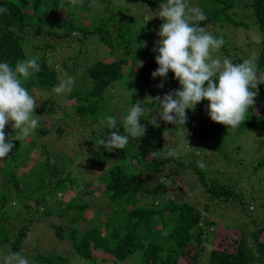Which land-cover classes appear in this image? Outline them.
<instances>
[{"label":"trees","instance_id":"trees-1","mask_svg":"<svg viewBox=\"0 0 264 264\" xmlns=\"http://www.w3.org/2000/svg\"><path fill=\"white\" fill-rule=\"evenodd\" d=\"M91 1L93 0H83V6L89 5ZM112 2V0H107L103 3L105 5L107 3L106 10L111 12L106 19L105 16L99 17L96 25L94 22L85 23L75 19L71 23L66 21L62 25V28L66 30L64 33H57L54 32L55 27L51 23L54 19L53 14L60 13L59 6L62 3L65 4V7H69L67 0H0V7H7L10 13H0V62L6 61L14 67L19 60L38 58L41 71L34 74L23 85L34 99L37 91L50 90L58 84V75L55 66L52 65L53 62L50 63L51 59L48 58V54L50 51L54 53L61 50L62 46L72 44V32L75 31L82 35V39H76V43L80 45L79 50L89 48L85 43L87 41L90 47H94L93 49L96 51L93 53L94 55L119 56L118 59L114 58L109 62L97 60L90 64L83 62V65L76 62L77 60L73 62L75 70L80 67L83 70L85 68L87 83L84 84L81 92L72 90L65 97L66 103L75 115V120L70 119V114L59 118V121H65L62 118H66V122H70L72 127L80 123L88 128L99 126L104 130V138L111 130L103 121L108 116L116 115L113 106L108 105L109 100L105 98V95L114 89L116 84H120L122 90L130 92L141 88L140 82L142 84L144 82L143 85L147 87L154 82L159 84L162 80L161 77L153 78L151 76V73L158 67L155 62L157 53L149 60L148 71L143 73L142 69L136 67L135 61L141 54L142 47L141 45L135 47V45L147 41L149 24L143 23L136 17L138 7L135 3L132 4L134 11H131L128 9L131 4L126 1L123 5L118 6L112 5ZM145 2L149 10L153 11L159 9L167 0H145ZM187 2L190 0H186ZM216 3L225 5L213 13L207 14V19L199 22L207 32L215 31L218 24H234L230 17L234 4L220 0H216ZM245 3L252 18L256 21L259 35L264 36V0H247L244 1V5ZM77 8L74 7L75 11ZM45 18L49 22H46ZM58 24L56 29L60 31L61 24L60 22ZM246 37L251 38L248 35ZM31 38L41 40L40 45L34 47L35 53L37 50H41L39 55H26L25 45L30 47L28 40ZM44 38L49 40L46 41ZM96 40L105 48L104 51H98ZM255 42L258 44L256 40ZM227 45L223 44L220 48L221 61L228 58L233 63H242L245 59L228 54ZM74 52L77 54L75 57L77 59L80 51L76 52L75 50ZM256 57L257 73L264 77V40L259 42ZM132 68L135 70L133 71ZM179 87V81L174 79V74L169 71L163 88L157 89L163 96L171 90H178ZM257 88L259 95L255 98L254 105L247 110L245 121L236 129L211 121L207 107L209 101L202 100L206 121L196 123L193 118L187 116L189 125L186 123L185 127L190 135L186 138L182 134L171 138L175 133L181 132L180 126L161 120L160 127H153L148 122V117L142 114L140 122L147 128L146 134L142 137L144 143L130 140L123 150H114L113 152H106L101 145L98 146L92 166L104 167L101 170L99 190L111 203L108 213V209L104 208L107 218L103 221L94 213V220L91 222L89 230L81 234L77 224L83 219L86 206L82 202H68L57 210V215L65 217L69 211H72L74 215L68 218L69 226L51 225L57 239L67 238L72 241L74 253L85 260L94 261L96 259L94 251L101 250L103 252L102 261L105 264H264V217L255 218L252 216L249 207L253 205L254 197L252 195L246 197L242 190L238 189L237 184H222L218 179L206 176L205 168L196 163L192 151H190L196 148L200 149L202 146L205 150L213 148L222 154L223 148L220 143L223 139L235 138L239 135L246 136L257 130H264V83L258 84ZM110 96L117 100L116 95L110 94ZM72 100L76 102L74 103ZM35 101L38 106L39 100ZM128 103L134 105V102ZM144 105L151 110H158L157 106L149 101ZM116 107H118L117 104L114 105V108ZM253 109H259L260 113L253 114ZM54 122H58V120H47L48 127L39 124L33 132L37 137L52 135L51 130L55 126ZM116 124L121 134L128 135L124 131V121H116ZM115 130L113 129V131ZM5 132L7 133L6 140H12L14 147L6 157L0 159V171L5 174L7 181L13 184L15 191L26 194L23 191L26 182L31 185L36 176L40 175L44 178L49 176L48 173L56 170V165L51 163L50 157L47 156L41 172H39L41 166L37 165L32 174L29 170L27 173H23L20 185L16 169L19 166L29 165V152H25L23 149L33 142L27 138L16 141L15 137L19 130ZM169 149H176L178 154L189 153L187 156L190 159L185 161L177 157L153 158L151 155L152 151L160 150L166 153ZM240 150V147L235 148L237 153ZM23 151L25 158L22 160ZM243 158L245 157L243 156ZM168 164L175 165L174 173L176 175L180 171H193L199 181L204 199H207L203 211L189 202H180L174 197H168L175 187L174 182L170 181L169 185L166 182L170 179L169 174L162 175L166 181L158 182L156 186L152 185L151 182L159 177ZM258 164L260 167L255 168L254 171L262 168L264 161H258ZM213 174L214 172L211 170L210 175ZM47 180L48 182L52 180L51 175ZM70 182L74 181L70 180ZM49 183L56 192L66 190L64 180ZM20 194L16 197H19ZM164 198L165 201H162L161 199ZM145 199L148 202L144 206H137ZM160 200L162 202L159 203ZM218 202L237 205L247 216L245 224L236 235L229 234L228 229L220 228L216 233L211 234L205 230V227L209 228L210 222L203 215L214 211ZM8 203V195L0 191V251H6V246L10 245L11 252L9 253L19 252L34 222L30 221L28 224L20 226L15 238L11 241L8 236L11 228L3 222L5 217L8 218L5 214ZM26 207H29V204ZM218 231H225L222 234V239H219ZM36 262L37 264H70L69 259L58 255L50 257L41 255L37 257Z\"/></svg>","mask_w":264,"mask_h":264},{"label":"rangeland","instance_id":"rangeland-1","mask_svg":"<svg viewBox=\"0 0 264 264\" xmlns=\"http://www.w3.org/2000/svg\"><path fill=\"white\" fill-rule=\"evenodd\" d=\"M107 0H93L89 5L82 6V10L78 7L75 11L74 7H64L61 9L60 13L53 14V20L51 21L53 27H55L54 32L64 33L66 30L62 28V25L67 22H73L75 19L81 20V22H94L96 25L99 21V17L105 16L108 18L111 11L106 10V5L103 4ZM112 5L118 6L123 5L126 1L131 5L128 9L134 11L132 4L138 7L136 11V17L141 19L143 23L149 24L147 32L149 37L147 41L138 43L135 47L141 45V54L137 56L136 63L137 69H142L145 73L149 69V60L155 56L153 48L156 47V41L159 39L157 32L160 29V25L163 21L157 17L158 8L150 11L145 0H112ZM226 3H233L232 7L233 13L230 14L231 20L234 24H218L217 28L208 33L214 37L223 38L224 44H228V54L231 56L240 57L242 59H248L252 56H256L258 45L255 42V37L259 34L257 29V24L254 18H252L251 13L247 9V0H220ZM189 7L198 6L202 9L205 15L213 13L218 10L222 5L211 0H190L187 2ZM87 8V9H86ZM110 9L111 6H109ZM85 12L83 13V11ZM138 12V13H137ZM83 13V14H82ZM46 22H49L45 18ZM60 22L61 28L58 31L56 28ZM237 24V25H236ZM221 25V26H220ZM248 28L247 30L244 28ZM257 32V33H256ZM251 37L248 39V37ZM71 38L73 43L70 45L62 46L61 50L56 52L50 51L48 58L51 59L50 63L54 65L57 75L58 84L59 82L66 78L72 77L75 80L73 91L81 92L84 84L87 83L85 78V68L75 70L73 67V62L76 61L83 65V62L90 64L97 60L111 61L112 59H118L119 56H112L109 54H93L96 51L93 46H89L86 41L88 49L79 50L80 45L76 43V39H82L80 33L72 32ZM94 38V37H92ZM48 41V38H44ZM30 47L25 45V52L27 56L39 55L41 50H37L35 53L34 47L40 45V39L31 38L28 40ZM27 44V43H26ZM98 51H104L105 48L101 46L97 40L95 41ZM76 48V49H75ZM233 49V50H232ZM80 51L79 57L76 59L77 54L74 52ZM86 52V53H85ZM107 52V51H105ZM221 49L213 52L212 58L221 57ZM85 53V54H83ZM139 61H143V66H139ZM59 65V69L57 68ZM134 71L135 68H132ZM259 76V74L257 73ZM259 80H264L263 76L258 77ZM152 81L151 79H149ZM89 81V80H88ZM57 84V85H58ZM141 88H136V91H125L120 88V84H116L114 89H111L105 98L109 100L108 105L113 106V111L116 115L114 116L116 121H124V116L128 114L131 108L138 102H142V107L144 108L143 114L148 118L154 115L155 110L149 109L145 102L148 101L147 97H154L157 95H162L161 91L157 89L153 84L147 85L140 82ZM180 88V87H179ZM178 88V89H179ZM45 90V91H44ZM42 91H37L35 93V100H39L38 108L35 109L37 116L34 118L38 119L39 124L48 127L47 120L55 121V126L51 130L52 135H47L44 137H37L35 132L27 137L28 140L32 141L30 144L24 148L25 152H29V165L19 166L16 169V174L18 176V182L22 184V174L27 173L28 170L31 172L35 170V167L39 165L40 171L49 156L51 163L56 165V170L48 173L51 175L52 180L49 182L54 183L59 180H64V185L66 190L64 192H56L55 189L48 182L47 177H35L29 184L26 182L24 184L23 191L26 194H20L17 190L15 191L13 184L9 183L5 174L0 171V191L6 193L9 197V203L6 206L5 214L8 216L4 218L3 222L6 226L11 228L9 233V238L11 241L15 238L20 226L28 224L33 221V227L28 233L27 238L23 241L21 250L18 252L21 256L27 258L29 264H37V257L43 256H62L70 260V264H105L102 261L103 252L101 250H95L94 254L96 259L94 261L85 260L74 253L73 242L67 238L62 240L57 239L55 232L51 225H64L69 226L68 218L73 216L74 213L69 211L65 217H60L57 215V210L64 207L68 202L79 203L82 202L86 206L83 219L77 224V228L80 233L83 234L90 228L91 222L94 220L93 216H99L101 220L107 218L104 208L108 209L111 203L99 190L100 186V176L101 170L104 168H98L97 165L92 166V163L98 152V141L105 137L104 130L99 126H94L93 128L85 127L84 125L77 124L72 127L70 122H66V118H62L65 121H59L61 116L70 114L71 120H75V115H73L72 109L68 106L65 101V97L68 93L57 95L52 89H44ZM110 94L117 96V100L111 97ZM119 96V97H118ZM85 99V98H84ZM72 102H76L72 100ZM128 102H134V105ZM118 107L114 108V105ZM72 112V115H71ZM187 116L193 118L194 122H205L206 116L202 107L201 102L195 105L194 110H186ZM252 113L257 115L259 109H253ZM9 122L5 126V131L16 132L11 127ZM189 125V123H187ZM181 132L175 133L171 136L178 137ZM132 141L133 140L130 138ZM138 142L144 143L142 138L138 139ZM221 146L223 148V153L221 154L217 150L210 148L205 150L202 146L200 149L196 148L192 151V155L197 164H204L205 175L209 178H216L222 184H237L238 189H241L244 195L247 197L252 195L255 199L253 205L249 207L252 216L255 218L264 217V166L258 171H254L255 168L260 167L258 161H264V130H257L252 134L239 135L235 138L223 139L221 141ZM34 145V146H33ZM241 148L240 152H235V148ZM22 152L21 159L25 158V152ZM189 152V150H187ZM186 152V151H185ZM189 153H180L177 158L181 160H188L190 157L187 156ZM230 155V156H229ZM229 156V157H228ZM243 156L245 158H243ZM228 157V158H227ZM1 162V160H0ZM3 163V162H2ZM1 163V166H2ZM30 166V167H28ZM175 165L168 164L166 169L162 171L155 180L151 183L156 186L158 182L166 181L165 177L162 175H170V179L166 181L168 185L170 181L174 182V189L169 193L168 197H174L180 202H189L195 205L200 211H203V207L206 203L204 199L203 192L201 190L198 179L191 170L180 171L177 175L174 173ZM211 170L214 174L210 175ZM212 174V173H211ZM33 176L31 175V178ZM70 180L74 181L73 183ZM28 193V195H27ZM20 194L19 197H16ZM165 201L164 199H161ZM159 201L162 202V201ZM148 202L147 199L139 202L137 206H144ZM36 203L37 205H35ZM29 204V207L26 205ZM156 205V204H155ZM210 222L209 228L205 227L207 233H216L220 228L223 230L228 229L229 234L236 233L245 224V217L247 216L243 213L242 209L237 207V205L225 202H218L215 205V210L203 215ZM92 227V225H91ZM231 230V231H230ZM220 238L222 239V234L225 231H218ZM224 239V238H223ZM210 245V243H208ZM6 251H0V264H4V257L8 255L10 251V245L6 246Z\"/></svg>","mask_w":264,"mask_h":264},{"label":"clouds","instance_id":"clouds-1","mask_svg":"<svg viewBox=\"0 0 264 264\" xmlns=\"http://www.w3.org/2000/svg\"><path fill=\"white\" fill-rule=\"evenodd\" d=\"M72 7H82L83 0H67ZM61 9L65 7L62 3ZM0 13L10 14L7 7H0ZM163 23L157 32L155 62L158 67L151 73L153 78L161 77L157 88H163L167 74L171 71L174 79L180 84L178 90H171L163 96L147 97L148 101L157 106V111L147 118L153 127H160V121L180 126L181 134L186 138L190 132L185 127L188 117L186 110H194L202 100L209 101L208 115L211 121L238 128L246 119L247 110L254 105L259 95L258 84L264 83L257 75V57L254 55L242 63H233L231 59L212 58L224 44L223 38H215L208 33L199 22L207 19L198 6L189 7L186 0H167L159 7L156 15ZM259 43L264 36L255 37ZM143 66V61H139ZM59 69V65H57ZM41 71L37 57L19 60L15 66L8 62H0V159L6 157L13 149L12 140H6L5 126L11 123L14 130H19L15 140L29 137L38 125L34 109L37 103L23 86L34 74ZM75 80L72 77L62 79L53 88L57 95L73 90ZM206 85V86H205ZM138 101L124 118V131L121 134L113 116H108L104 123L111 130L106 138L98 141L106 152L123 150L130 138H142L147 128L140 122L144 108ZM113 129H116L113 131ZM153 158L178 157L176 149L166 153L152 151ZM200 167H204L200 163ZM4 264H29L27 258L18 252L9 253L4 257Z\"/></svg>","mask_w":264,"mask_h":264}]
</instances>
